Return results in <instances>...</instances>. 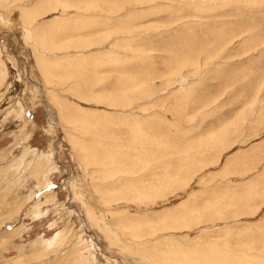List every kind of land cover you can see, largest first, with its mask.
Returning <instances> with one entry per match:
<instances>
[{"label": "rangeland", "instance_id": "obj_1", "mask_svg": "<svg viewBox=\"0 0 264 264\" xmlns=\"http://www.w3.org/2000/svg\"><path fill=\"white\" fill-rule=\"evenodd\" d=\"M0 264H264V0H0Z\"/></svg>", "mask_w": 264, "mask_h": 264}, {"label": "bare ground", "instance_id": "obj_2", "mask_svg": "<svg viewBox=\"0 0 264 264\" xmlns=\"http://www.w3.org/2000/svg\"><path fill=\"white\" fill-rule=\"evenodd\" d=\"M8 23H9V22H8ZM60 41H61V40H60ZM52 60H53V59H52ZM75 75H76V74H75ZM125 86H126V85H125ZM41 88H42V87H41ZM36 90H37V89H36ZM75 92H76V91H75ZM52 98H53V97H52ZM48 104H49V103H48ZM47 106H48V105H47ZM50 108H52L51 105H50ZM126 108H127V107H126ZM50 111H51V110H50ZM81 115H82V114H81ZM86 115H87V114H86ZM106 115H107V114H106ZM49 119H50V121H51L52 124L55 123V122L53 121L52 116H51V117L49 116ZM96 143H97V142H96ZM97 145H98V144H97ZM53 162L56 163L55 160H54ZM85 163H86V162H85ZM76 168H77V167H76ZM37 205H38V204H37ZM92 218H93V217H92ZM82 219H83V218H82ZM62 238H63V237H62ZM62 238H61V239H62Z\"/></svg>", "mask_w": 264, "mask_h": 264}]
</instances>
